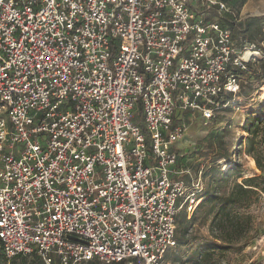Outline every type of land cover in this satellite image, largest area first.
Here are the masks:
<instances>
[{"label":"built area","instance_id":"1","mask_svg":"<svg viewBox=\"0 0 264 264\" xmlns=\"http://www.w3.org/2000/svg\"><path fill=\"white\" fill-rule=\"evenodd\" d=\"M225 15L244 18L225 0H0L8 260L164 264L204 191L177 143L234 106L264 58Z\"/></svg>","mask_w":264,"mask_h":264},{"label":"rangeland","instance_id":"2","mask_svg":"<svg viewBox=\"0 0 264 264\" xmlns=\"http://www.w3.org/2000/svg\"><path fill=\"white\" fill-rule=\"evenodd\" d=\"M237 16L248 18L253 22L251 32L264 33V0H225ZM259 16L263 18L257 20ZM261 40L263 34H254ZM264 78L257 73L248 76L247 83L241 88L236 98V104L228 107L217 115L209 125H204L201 119L193 120L185 134L177 143L183 161L190 168L192 175L203 166L204 188L210 187L209 169L215 167L221 171L232 168L240 172L238 181L253 175H264L255 165L253 158L245 152V137L247 136V118L261 115L260 104L264 101ZM238 105V106H237ZM231 161L237 164L230 167ZM229 165V166H228ZM235 173L230 175L224 184H218L216 190L226 193L235 181ZM192 176V178H193ZM188 179V178H187ZM252 216L251 230L246 239L233 248L214 254L215 264H264V193L243 210ZM206 208L196 210L191 218L188 241L180 247L169 250L164 264H191L186 258L206 240H212L215 232L209 230L206 218ZM3 264H42L31 257L16 258Z\"/></svg>","mask_w":264,"mask_h":264},{"label":"trees","instance_id":"3","mask_svg":"<svg viewBox=\"0 0 264 264\" xmlns=\"http://www.w3.org/2000/svg\"><path fill=\"white\" fill-rule=\"evenodd\" d=\"M211 13L213 14L214 11ZM261 18L263 17H256L257 20ZM219 22L221 25L227 26L231 29L234 38L243 36L249 41L264 43V33L251 32L253 22L248 18H243L239 22H234L231 18L225 15L219 18ZM254 34H263V37L261 40H257ZM257 75L260 78H264V58L261 60L260 71L257 72ZM260 109L261 115L255 116L254 118H247L246 129L248 133L245 137L244 147L245 152L253 158L256 167L264 173V101L260 104ZM133 121L140 126L142 131H144L143 114L140 102L137 104V110ZM229 163H231L230 167L237 164L231 160ZM208 171L210 175V187L208 189L204 188L202 194L203 198L194 212L205 207L206 217L211 215L208 220L209 230L216 234L212 240L204 241L189 254L186 260L191 264H215L213 257L215 253H223L233 248L237 243H240V241L246 239L248 232L251 230L252 216L243 210L247 209L253 202H255L260 197L261 193H264V175L247 176L238 181L236 178L241 177V174L237 170H234L233 167L221 171L219 166H214ZM234 173L236 174L235 181L232 183L230 189L226 193L218 192L216 186L218 184L226 183L229 180L228 177ZM204 176L205 170L203 168V177ZM194 212L190 216H192ZM190 216H188L184 210L180 211L177 216L175 246L177 248L182 247L186 241H188V233L191 225ZM18 257H31L40 260L35 254L18 255L11 259H16ZM6 261H8V259L2 251V245L0 242V264L5 263ZM90 264L101 263L97 260H92ZM111 264H135V262H113Z\"/></svg>","mask_w":264,"mask_h":264},{"label":"bare ground","instance_id":"4","mask_svg":"<svg viewBox=\"0 0 264 264\" xmlns=\"http://www.w3.org/2000/svg\"><path fill=\"white\" fill-rule=\"evenodd\" d=\"M264 90V89H263ZM229 166V165H228Z\"/></svg>","mask_w":264,"mask_h":264},{"label":"water","instance_id":"5","mask_svg":"<svg viewBox=\"0 0 264 264\" xmlns=\"http://www.w3.org/2000/svg\"><path fill=\"white\" fill-rule=\"evenodd\" d=\"M71 237V236H70Z\"/></svg>","mask_w":264,"mask_h":264}]
</instances>
